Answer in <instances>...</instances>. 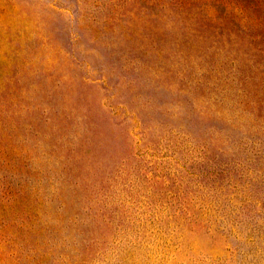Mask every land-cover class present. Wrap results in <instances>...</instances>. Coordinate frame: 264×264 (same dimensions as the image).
<instances>
[{
    "label": "rangeland",
    "instance_id": "rangeland-1",
    "mask_svg": "<svg viewBox=\"0 0 264 264\" xmlns=\"http://www.w3.org/2000/svg\"><path fill=\"white\" fill-rule=\"evenodd\" d=\"M0 264H264V0H0Z\"/></svg>",
    "mask_w": 264,
    "mask_h": 264
}]
</instances>
